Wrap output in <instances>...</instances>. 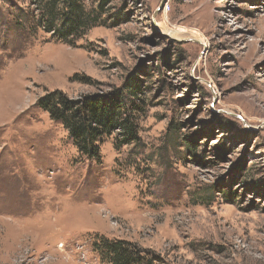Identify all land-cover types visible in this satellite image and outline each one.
Masks as SVG:
<instances>
[{
  "label": "rangeland",
  "instance_id": "obj_1",
  "mask_svg": "<svg viewBox=\"0 0 264 264\" xmlns=\"http://www.w3.org/2000/svg\"><path fill=\"white\" fill-rule=\"evenodd\" d=\"M80 1L98 20L69 43L46 0H0V264H113L104 240L264 264V0ZM56 89L122 90L136 139L81 154L37 105Z\"/></svg>",
  "mask_w": 264,
  "mask_h": 264
},
{
  "label": "trees",
  "instance_id": "obj_2",
  "mask_svg": "<svg viewBox=\"0 0 264 264\" xmlns=\"http://www.w3.org/2000/svg\"><path fill=\"white\" fill-rule=\"evenodd\" d=\"M104 1L107 4L111 0ZM58 3L59 0H46L45 7L42 8V14L50 18V24L43 28L46 32H51L53 38L71 43L73 38L85 34L95 24H91L92 21L98 20L97 17L93 19L89 16L80 0H64L66 7L60 11V20L56 22ZM131 85L134 86L131 94L135 95L138 84L133 82ZM37 105L52 119L62 123L77 149L88 158L100 156V141L105 135L123 129L129 136L128 140L132 141L137 137L135 116L125 104L122 90L71 98L62 90L56 89L41 96ZM102 243L99 245L102 246L99 247L101 255L113 264H140L143 261L136 250L123 241L104 240Z\"/></svg>",
  "mask_w": 264,
  "mask_h": 264
},
{
  "label": "water",
  "instance_id": "obj_3",
  "mask_svg": "<svg viewBox=\"0 0 264 264\" xmlns=\"http://www.w3.org/2000/svg\"><path fill=\"white\" fill-rule=\"evenodd\" d=\"M164 2H165V0H162V2H161V4H160V6H159V7L157 8V10H156V13H157L158 11H160V10H161V7L163 6ZM193 40L197 41L196 39H193ZM238 116H239V118H241V119H242V121H243L244 123H247V122H246V120H245V119H243L241 115H238Z\"/></svg>",
  "mask_w": 264,
  "mask_h": 264
}]
</instances>
